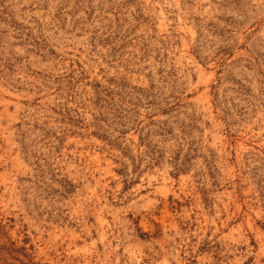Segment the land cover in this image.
Listing matches in <instances>:
<instances>
[{
	"label": "rangeland",
	"instance_id": "rangeland-1",
	"mask_svg": "<svg viewBox=\"0 0 264 264\" xmlns=\"http://www.w3.org/2000/svg\"><path fill=\"white\" fill-rule=\"evenodd\" d=\"M0 264H264V0H0Z\"/></svg>",
	"mask_w": 264,
	"mask_h": 264
}]
</instances>
